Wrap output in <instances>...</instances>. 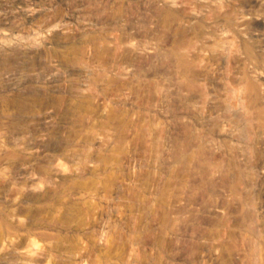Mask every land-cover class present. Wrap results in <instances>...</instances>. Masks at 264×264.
<instances>
[{
  "label": "bare ground",
  "instance_id": "6f19581e",
  "mask_svg": "<svg viewBox=\"0 0 264 264\" xmlns=\"http://www.w3.org/2000/svg\"><path fill=\"white\" fill-rule=\"evenodd\" d=\"M0 264H264V0H0Z\"/></svg>",
  "mask_w": 264,
  "mask_h": 264
}]
</instances>
